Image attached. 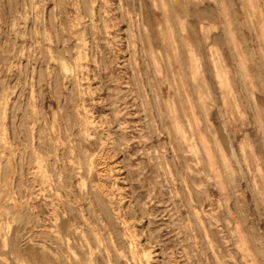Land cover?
Returning <instances> with one entry per match:
<instances>
[{
	"label": "rangeland",
	"instance_id": "rangeland-1",
	"mask_svg": "<svg viewBox=\"0 0 264 264\" xmlns=\"http://www.w3.org/2000/svg\"><path fill=\"white\" fill-rule=\"evenodd\" d=\"M0 264H264V0H0Z\"/></svg>",
	"mask_w": 264,
	"mask_h": 264
},
{
	"label": "bare ground",
	"instance_id": "bare-ground-1",
	"mask_svg": "<svg viewBox=\"0 0 264 264\" xmlns=\"http://www.w3.org/2000/svg\"><path fill=\"white\" fill-rule=\"evenodd\" d=\"M64 70V69H63ZM65 71V70H64Z\"/></svg>",
	"mask_w": 264,
	"mask_h": 264
}]
</instances>
